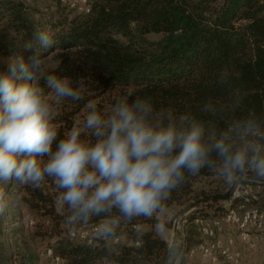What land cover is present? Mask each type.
Here are the masks:
<instances>
[{
    "label": "trees",
    "instance_id": "16d2710c",
    "mask_svg": "<svg viewBox=\"0 0 264 264\" xmlns=\"http://www.w3.org/2000/svg\"><path fill=\"white\" fill-rule=\"evenodd\" d=\"M72 1L76 0H52L56 10L51 12L36 1L0 0V71L6 70L4 57L22 55L30 63L29 57L37 53L43 57L53 52L56 62L49 74L84 79L83 99L65 100L64 110L54 116L58 139L76 124L85 103L109 94L112 106L129 90L150 98L158 109L170 107L195 116L212 131L227 134L230 126L247 120L264 131V0H88L87 11L71 7ZM36 31L49 32L55 46L41 48ZM29 43L31 48L26 47ZM203 176L216 175L205 169L189 177L163 204L180 206L176 215L182 233L168 241L142 226L148 218L137 217L114 226L113 235L122 237L116 245L101 238L87 244L69 236L61 226L67 223V213L50 178L38 187L0 183L7 204L0 215V264L38 260L31 253L20 258L10 241L15 218L9 197L17 191L19 200L51 219L48 231L56 238L50 247L61 258L58 264H174L197 241L193 219L208 216L197 214L200 203L228 198L239 182L257 183L241 177L226 189L197 192L193 183ZM92 222L108 221L92 217L87 223L68 225Z\"/></svg>",
    "mask_w": 264,
    "mask_h": 264
},
{
    "label": "clouds",
    "instance_id": "9594fccd",
    "mask_svg": "<svg viewBox=\"0 0 264 264\" xmlns=\"http://www.w3.org/2000/svg\"><path fill=\"white\" fill-rule=\"evenodd\" d=\"M35 40L45 51L56 44L47 31H36ZM29 60L14 55L0 71V183L38 187L50 178L67 224L105 217L100 235L112 236L121 220L161 211L205 169L228 185L241 177L264 182V131L256 121L216 132L130 90L107 111L88 101L84 119L58 139L53 104L82 100L84 79L49 74L39 53ZM6 207L0 195V215Z\"/></svg>",
    "mask_w": 264,
    "mask_h": 264
},
{
    "label": "built area",
    "instance_id": "2783aa9c",
    "mask_svg": "<svg viewBox=\"0 0 264 264\" xmlns=\"http://www.w3.org/2000/svg\"><path fill=\"white\" fill-rule=\"evenodd\" d=\"M87 2L88 0H76L72 1L70 6L87 11ZM263 192L264 182L255 184L239 182L229 197L224 200L220 211L207 217L197 215L193 221L197 225L199 240L189 246L174 264H192L191 258L195 254L212 263L222 261L224 264H244L243 246L248 250L260 248L264 251V208L254 202ZM227 226H233L234 231L223 241L221 234ZM100 227L99 222L82 224L70 229L68 234L71 238L84 241L87 244H93L97 238L109 241L113 245L122 241L120 234L102 237ZM237 241L243 246L237 245ZM134 243L139 244V241L135 240ZM45 253L57 264L61 261L58 255L53 254L50 246ZM252 264H264V259Z\"/></svg>",
    "mask_w": 264,
    "mask_h": 264
},
{
    "label": "rangeland",
    "instance_id": "374dc122",
    "mask_svg": "<svg viewBox=\"0 0 264 264\" xmlns=\"http://www.w3.org/2000/svg\"><path fill=\"white\" fill-rule=\"evenodd\" d=\"M23 1L27 3L36 1L37 4L45 11L54 12L56 10L55 2H52V0ZM43 57L46 60L47 68L52 67L56 62L55 57H53V52H48ZM8 59L9 58L4 57L3 60L7 61ZM85 94L86 89L84 88L83 95ZM89 94L91 93L89 92ZM92 101H95L98 106H104L101 109L102 111H107L111 107V105L109 104V94H107L105 98L104 95L94 97ZM64 108L65 106L63 105V103L59 105L53 104L54 116H56L57 113L63 111ZM86 112L87 109L85 105L82 111L78 113L75 123H77L81 119L83 120ZM229 186L230 185L226 184L217 176L199 177L193 183V189L197 192L200 190H205L207 192H211L213 190L219 191L226 189ZM20 194L21 193L17 191L9 197L12 200V207L15 218L13 223L11 224V226H13V228L15 229V234L13 235V238L10 239L11 243L14 244V248L18 251V256L20 258H23V256L27 257V255L31 253L38 257L37 264H57L45 254L46 249L56 238L55 235L50 236V231H48L51 225V219L46 215L40 214V212L32 210L24 202L19 200ZM224 200L225 199L209 201V205H207V203H200L197 208V214L202 212L206 215H212L213 213L220 211L224 205ZM254 202L264 208V192L260 195V197H258L257 200H254ZM179 208L180 206L176 204L164 206L161 211H158L152 217L148 218L150 221L148 220L143 222L142 226L146 228H153L160 236L170 241L171 239H173L174 235L177 232H183V228L181 227L182 222L180 221L179 216L176 215ZM191 210L196 209L192 208ZM193 224H195L194 221ZM61 226L64 227L67 231L73 228L67 223H61ZM196 233L197 230H193V234ZM123 238L126 241L127 236L124 235ZM193 238V240H195V237Z\"/></svg>",
    "mask_w": 264,
    "mask_h": 264
},
{
    "label": "crops",
    "instance_id": "0c3cea01",
    "mask_svg": "<svg viewBox=\"0 0 264 264\" xmlns=\"http://www.w3.org/2000/svg\"><path fill=\"white\" fill-rule=\"evenodd\" d=\"M233 231H234L233 226H227L226 230L221 234L223 241H225L227 239V237L233 233ZM198 240H199V236H197V241L195 243H197ZM124 241H125V239H124ZM126 241L129 242L130 239L127 238ZM194 244H192V245H194ZM192 245H190V246H192ZM237 245L243 246L241 243L238 244V241H237ZM243 254H244L243 255V263L244 264H252L256 261L264 259V251H262L260 248H257L256 250H248L246 247L243 246ZM191 263L192 264H224L222 261H218L217 263H212L209 260L201 258L198 254H195L194 256H192Z\"/></svg>",
    "mask_w": 264,
    "mask_h": 264
}]
</instances>
